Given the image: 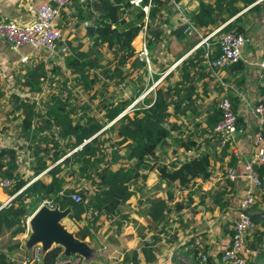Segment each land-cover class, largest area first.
Masks as SVG:
<instances>
[{"label": "trees", "instance_id": "trees-1", "mask_svg": "<svg viewBox=\"0 0 264 264\" xmlns=\"http://www.w3.org/2000/svg\"><path fill=\"white\" fill-rule=\"evenodd\" d=\"M131 1L73 0L72 7L77 9L80 21H88L95 28L87 37L88 47L80 37L65 42L68 50L63 60L51 56L21 65L12 72L15 89L4 93L0 87V106L13 104L7 117L15 121L19 141L15 145L0 144V181L9 179V194L15 196L6 205L0 202V264H24L8 253L22 249L19 239L27 233L29 218L42 204L70 209L69 220L76 226L77 237L97 240L104 219L119 218L120 224L128 221L129 215L122 213L121 206L133 196L132 186L140 179L147 181L149 174L156 171L169 186L167 196L149 198L141 211L150 219L154 236L144 243L141 252L125 250L123 258L115 262L153 263L157 261L156 235H173L174 228H167L172 216L194 204L191 189L200 190L201 183L212 177L215 162L229 155L226 147H221L220 135L212 132L222 117V109L214 104L199 118L204 115L200 110L203 93L207 94L206 86L215 78L204 63L205 47L195 48L200 39L185 34L183 27H173V35L185 40L186 47L170 64L153 73L152 80H147L150 72L146 62L136 55L134 42L146 30L152 52L164 34L163 16L171 12L172 2L142 0L137 6ZM254 1L201 0L198 9L188 16L205 33L225 25L219 33L246 35L248 30L242 20L246 12L240 13ZM144 6L149 7L147 14ZM255 8L251 7L250 13ZM214 46L216 56V38ZM107 52L110 56L104 59ZM180 59L161 80L164 84L160 82L144 94ZM229 68L243 71L245 65L239 60ZM110 86L126 93L118 98L116 94L106 96ZM217 86L221 88L219 82ZM83 92L89 93L87 100ZM192 116L197 118L193 126L203 140L196 132L183 131L189 125L187 118ZM170 139L184 150L182 158L171 161L160 156ZM235 164L233 155L226 168ZM256 168L264 187V162ZM186 190L188 194L177 196V191ZM222 194L215 195L221 205ZM74 195L80 200L76 201ZM247 211L255 227L261 221L260 212L255 204ZM253 246L258 258H264V251L255 243ZM62 251L56 246L39 261L25 252V264H74L70 259L60 262ZM208 256L203 264L213 263L214 257Z\"/></svg>", "mask_w": 264, "mask_h": 264}, {"label": "crops", "instance_id": "crops-1", "mask_svg": "<svg viewBox=\"0 0 264 264\" xmlns=\"http://www.w3.org/2000/svg\"><path fill=\"white\" fill-rule=\"evenodd\" d=\"M40 1L41 0H0V21L11 20L19 23L29 21L30 14L27 10L28 4H37ZM80 1L81 0H79V2ZM178 2L188 14L198 9L201 0H179ZM253 6H256V8L250 13L249 10ZM67 9L68 8L65 10ZM74 11H76L75 6L71 7L69 12L70 16L67 15V17H65L63 14L60 16L59 25H61L62 28L65 24H71L72 21H77V17L74 16ZM244 12H246V15H243L244 17L242 20L245 23V28L248 30L246 35L251 38V42L248 43L243 50L241 59L245 65L244 70L237 71L234 68L230 70L229 66L220 69L218 72L219 76L222 80L229 82L225 81L228 87H224V85L218 81V78H214L206 86L207 94L221 96L218 106L224 97H228L231 100L233 109L238 113L237 129L242 130V132L239 134L237 131L234 142L226 146L229 155L215 162L212 177L205 183H201L202 188L200 190L196 188L191 189L194 204L172 216L173 221L167 228H172V230L174 228L173 235H165V233L156 235L157 241L154 245L156 256L166 257V263H162L158 258L157 261L153 263L143 262L142 264H203V261L200 260L201 254L207 252L211 254V257H214V255L221 254L230 243L233 226L248 185L246 177L242 174L243 168L255 151L254 135L257 132H262L264 135V123L261 122L260 117L255 113V108L258 104L264 103V68L261 66L262 62H264V0H255L249 7L244 8L240 14ZM163 19L165 21L163 24L164 34L161 39L166 40L164 36L168 34L172 46L177 48L179 42L177 37L173 35L172 29L179 21V17L178 10L173 2L171 12H166ZM240 23H242V21ZM89 26H84L83 22H81L78 29L74 28V31L70 35L64 36L63 41L74 42L76 38L83 36V34L90 37L87 35V27ZM192 37L198 38L197 36ZM137 38L141 46L144 35L140 33ZM26 55L30 58L28 62L23 64L22 57ZM49 58H51V56L45 51H33L30 46H24L20 50H14L6 42L0 40V61L4 67L7 81L12 82V84L13 70L18 69L21 65L34 63L39 60H47ZM242 78H244L243 81L238 80ZM218 82L221 84V88L217 86ZM243 95L252 104L251 108L248 110L246 109L244 103L245 99L242 97ZM167 147H169V145L165 148ZM233 155L236 160L233 169L240 174V177L235 180H231L227 170H225L227 162ZM221 165H223L224 168H220ZM158 180L161 181L160 184L162 188H160V190H157L155 187ZM139 183L140 186L138 189H140V191L138 192H144L145 188L150 189L147 196L149 198L167 196L166 192L169 186L166 181L160 178L156 171L149 174L147 181L140 179L136 185ZM9 189L0 186V202L3 205H5L11 197H14V195L9 194ZM188 192L189 190L182 193L177 191V196L186 195ZM217 192H223V205L216 200L215 195ZM255 194L256 200L254 204L260 212L261 221L257 222V225L254 227L255 230H253L254 232L252 231L253 234L251 232L248 237V246L256 252V256L252 257L248 264H264V258L259 259L258 251L253 247L255 243L262 252L264 251V187L257 188ZM149 198L141 196L140 198L138 197L136 202H133L135 201V199H133L130 202L132 203L131 206L128 207H126L124 203L121 206V211L129 215L128 221L124 223L120 224L119 218L109 220L110 222L104 219L103 228L98 233L99 237L105 227L104 233L101 236L103 242L98 240V237L97 240L93 241L90 238L86 239L87 242L90 240V244H99L101 261H105L106 264H115L116 260H121L123 258L125 250L132 251L137 249L141 252L144 239L148 241L152 240L151 237H153L154 234L150 230V225H147L148 223L150 224L151 221L148 217L141 214ZM115 229L118 230L116 234L114 233ZM29 233L30 230L28 225L27 233L20 237L23 244L22 249L9 252L8 256L10 258L25 264V252L30 256H34L36 253L40 255V248H35L34 253L30 254L24 247L25 240L29 236ZM144 233H146V235ZM126 234H129V238ZM26 235L28 236L24 238ZM252 235L253 241L250 242ZM260 238L263 239V242L258 243ZM102 247L105 249L101 250ZM158 247H161L159 249L162 253L157 252ZM70 260L74 262L73 259ZM63 261L64 260H60V262ZM80 262H83L82 259H80Z\"/></svg>", "mask_w": 264, "mask_h": 264}, {"label": "built area", "instance_id": "built-area-1", "mask_svg": "<svg viewBox=\"0 0 264 264\" xmlns=\"http://www.w3.org/2000/svg\"><path fill=\"white\" fill-rule=\"evenodd\" d=\"M177 10L179 21L176 23V28H184V33L188 36H197L200 41L195 46L197 48L203 45L207 51L205 64L207 70H210L218 81L228 87L225 80L219 76V70L238 62L242 59L245 46L251 42V38L245 34L236 32L219 33L220 26L209 33H204L202 29L197 28L191 21L190 17L179 4V0H171ZM73 0H41L39 3H29L27 6L30 14L29 21L19 23L15 21H0V40L6 42L14 50H20L24 46H30L33 51H45L52 57H59L63 60L67 53L68 47L63 41L62 29L59 25V18L63 10H65ZM131 3L141 6L142 0H132ZM146 14L149 11L148 6L142 7ZM84 26L91 25L85 21ZM144 35V40L141 42L139 58L142 61L150 64L148 43L146 38V30L141 31ZM214 38L218 47V54L213 56L215 52ZM29 56L22 57V63L29 61ZM261 66L264 68V62ZM6 77L4 67L0 61V83ZM245 99L246 109H250L251 102L243 95ZM222 109V117L212 130L214 134H219L221 139V147H226L234 142V137L238 127V113L235 112L232 102L228 97H224L220 102ZM255 113L264 123V103L258 104L255 108ZM255 151L251 158L245 163L243 175L248 181L245 192V197L241 201L240 210L235 220L230 243L228 247L219 255H214L212 264H248L249 260L256 256V252L248 246V237L254 229V221L248 213V209L254 205L256 200L255 190L262 188V178L257 170V166L264 162V135L262 132H257L254 135ZM227 173L231 180L240 177V174L233 168H227ZM0 186L6 189L11 187L9 179H2ZM15 197V196H14ZM14 197L5 203L8 204ZM76 201L80 200V196L74 195ZM53 207V206H50ZM105 248H101V250ZM208 253L201 254L202 261L208 260ZM34 258L39 261L40 255L36 253ZM73 262V261H72ZM74 264H79L80 259H76Z\"/></svg>", "mask_w": 264, "mask_h": 264}, {"label": "rangeland", "instance_id": "rangeland-1", "mask_svg": "<svg viewBox=\"0 0 264 264\" xmlns=\"http://www.w3.org/2000/svg\"><path fill=\"white\" fill-rule=\"evenodd\" d=\"M72 5H73V3L70 4L67 7L68 8L67 10H65V11L63 10L64 12L62 11L63 13H61V15L63 14L65 17H67V15L70 16V13L69 12L71 10ZM74 16L75 17L78 16L77 9H76V11H74ZM78 17H77V21H75V22L72 21L71 24H65L63 26V28L60 25V27L62 29L63 38L66 35H70L74 31V28L75 29H78V27L81 24L80 18H78ZM83 24H84V22H83ZM164 37L166 38V40L161 39V41L159 43L157 42L155 44V46L153 47V49L151 50L152 52H150V49H148L150 64H148L147 62H146V64H147V68H148L150 74H149V76H147V80L148 79L149 80H152L153 73L155 74V72H157L158 70H160V67L161 66H165L167 64H170L176 58V55H178L186 47L185 40H180V39L177 38L179 43L177 42L178 43V47L176 48L175 46H172L171 39H170V37H169L168 34H165ZM80 38L84 40V42H83L84 45L86 47H88V45L90 44V42H89V39L87 38V36H85V34H83V36H81ZM134 44H135V48H136V55L139 56L140 43H139L138 38L135 40ZM105 51H106V49H105ZM105 56L106 57L104 59H106L107 56H110V54L107 52ZM152 58H153V60H156V62H153L152 61ZM182 59H180L177 62H175L174 64H172L167 69V71H165V73H163L162 77L159 80H155L154 83H153V85L152 86L150 85L147 88V90L144 92V94H146L147 92L151 91L155 86H157V84L160 83L161 79L167 73H169L171 70H174L176 68V66L182 61ZM125 70H126V72H129L130 71V68L129 67H126ZM136 74H138V73L136 72ZM133 77H134V75L129 76L127 78V80L130 81ZM8 82L9 81H7V77H5L2 80V82L0 83V87L3 88L4 93H7L10 89L13 90L16 87V85H13L12 82H9V85H8ZM164 83H165V81H162L160 84H164ZM125 93L126 92L123 91V90H120V89L117 90L114 86H110L109 89H108V91L105 92L106 96H112L113 94H116L115 95V98H118V96L123 97V94H125ZM131 95H132V92L129 93V96H131ZM88 96H89V93L83 92V98H84V100H87L88 99ZM203 98L204 99L200 101V110H201V112L204 111V115H202L199 118H203L205 116V112H206V110L210 106H213L214 104H217L218 105L221 96H219V95L218 96L217 95L215 96V95H210V94L203 93ZM136 102H137V100L134 103H136ZM132 105L130 107H132ZM12 106H13V104L12 105H10V104L4 105L3 104V105L0 106V144L1 145H4V146L5 145H15L16 143L19 142L16 139V135H17V131H16L17 128L15 126L16 123H15V121L9 120V118L7 117L8 116V112L11 110ZM187 120L189 122V125L186 126L187 129H185L186 127H184L185 130L183 129V131H185L187 133H189V132H196L195 131V127L193 126V124H194L193 122H195V120H197L196 116L188 117ZM2 128H4V130ZM237 131H238L239 134H241V132H242V130H239V129H237ZM198 139L203 140V138L199 134H198ZM160 153H161L160 154L161 157H164L166 160H171V161L172 160H175V159H180V158H182L185 155V152L183 151V149H181L180 147H178L176 145V143L173 141V139H170L169 147L162 149L160 151ZM192 153H190V154H192ZM160 182H161L160 180H158L156 182L155 187H156L157 190H160V188H162ZM139 186H140V183L138 185L132 186V195L133 196L130 198L129 201H127L125 203V206L126 207L131 206L132 203H130V202L133 199H135V201H133V202H136L138 200V197L140 198L141 196H144L146 198H149L147 196H148V191H150V189L145 188V191L144 192H138V191H140V189H138ZM108 222H110V221L108 220ZM108 222H107V226H108ZM65 223L68 225V227H69L70 230L75 231V226H73L72 223L68 219L66 220ZM147 225H149V223ZM104 230H105V227H104L103 231L101 232L100 236L98 237V240H100L102 242H103V238H101V236L104 233ZM116 230L117 229L114 230V233L115 234L118 232V230L117 231ZM253 230H255V229H253ZM253 232H252V234H253ZM144 234L146 235V233H144ZM27 236L28 235H26L24 238H26ZM126 236L129 238V234H126ZM89 241L90 240H88V242ZM252 241H253V235L251 236L250 242H252ZM145 242H148V240H145L144 239V243ZM250 245H251V243H250ZM0 246H1V241H0ZM142 247H143V245H142ZM159 248H161V247H158L157 248V252L162 253V251ZM158 258H159V260L162 261V263H166V261H165L166 257L161 256V257H157V259Z\"/></svg>", "mask_w": 264, "mask_h": 264}, {"label": "water", "instance_id": "water-1", "mask_svg": "<svg viewBox=\"0 0 264 264\" xmlns=\"http://www.w3.org/2000/svg\"><path fill=\"white\" fill-rule=\"evenodd\" d=\"M94 29V26L87 27V35L92 36ZM70 213V209L62 210L58 206L42 204L29 218L30 233L24 247L30 254L34 253L35 248H40L42 259L49 250L60 246L63 250L61 260L80 258L84 264L101 263L99 244H90L78 238L65 223Z\"/></svg>", "mask_w": 264, "mask_h": 264}]
</instances>
